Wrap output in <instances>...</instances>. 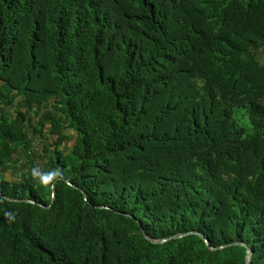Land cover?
Instances as JSON below:
<instances>
[{
  "label": "trees",
  "instance_id": "trees-1",
  "mask_svg": "<svg viewBox=\"0 0 264 264\" xmlns=\"http://www.w3.org/2000/svg\"><path fill=\"white\" fill-rule=\"evenodd\" d=\"M262 47L264 0H0V264H264Z\"/></svg>",
  "mask_w": 264,
  "mask_h": 264
},
{
  "label": "rangeland",
  "instance_id": "rangeland-1",
  "mask_svg": "<svg viewBox=\"0 0 264 264\" xmlns=\"http://www.w3.org/2000/svg\"><path fill=\"white\" fill-rule=\"evenodd\" d=\"M258 53H260L258 51ZM259 55V54H258ZM244 119V118H243ZM31 131V129H29ZM72 132V131H71ZM31 133V132H30ZM71 136L69 139H67L65 141V143L63 144V147L62 149L65 151V152H68L69 149L71 148V146L74 144V140H75V134L72 132L70 133ZM32 140H33V144H34V150L36 153H39L40 151H42L43 147L45 146V143H46V139L45 138H41V137H32ZM17 158V156H16ZM19 160V159H18ZM18 163V161H16ZM22 163V162H21Z\"/></svg>",
  "mask_w": 264,
  "mask_h": 264
},
{
  "label": "crops",
  "instance_id": "crops-1",
  "mask_svg": "<svg viewBox=\"0 0 264 264\" xmlns=\"http://www.w3.org/2000/svg\"><path fill=\"white\" fill-rule=\"evenodd\" d=\"M258 51L260 52V53H258L259 54V58L261 60H264V47L260 48Z\"/></svg>",
  "mask_w": 264,
  "mask_h": 264
},
{
  "label": "water",
  "instance_id": "water-1",
  "mask_svg": "<svg viewBox=\"0 0 264 264\" xmlns=\"http://www.w3.org/2000/svg\"><path fill=\"white\" fill-rule=\"evenodd\" d=\"M206 241L208 242V239H206ZM250 261H251V255L248 254V256H247V264H250Z\"/></svg>",
  "mask_w": 264,
  "mask_h": 264
},
{
  "label": "clouds",
  "instance_id": "clouds-1",
  "mask_svg": "<svg viewBox=\"0 0 264 264\" xmlns=\"http://www.w3.org/2000/svg\"><path fill=\"white\" fill-rule=\"evenodd\" d=\"M36 174L39 175V173H36ZM52 177H53V176L50 175L49 178H48L47 180H45L44 178H42V179H43L44 182H46V181L50 180Z\"/></svg>",
  "mask_w": 264,
  "mask_h": 264
}]
</instances>
